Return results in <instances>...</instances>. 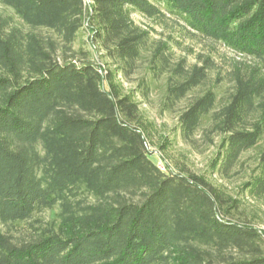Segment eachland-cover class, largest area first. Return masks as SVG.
<instances>
[{
	"label": "trees",
	"instance_id": "1",
	"mask_svg": "<svg viewBox=\"0 0 264 264\" xmlns=\"http://www.w3.org/2000/svg\"><path fill=\"white\" fill-rule=\"evenodd\" d=\"M134 15L231 68L208 85L215 51L190 64ZM161 80L165 110L193 97L183 137L208 123L231 168L264 139V0H0V264H264V231L205 175L152 159L136 97Z\"/></svg>",
	"mask_w": 264,
	"mask_h": 264
},
{
	"label": "rangeland",
	"instance_id": "2",
	"mask_svg": "<svg viewBox=\"0 0 264 264\" xmlns=\"http://www.w3.org/2000/svg\"><path fill=\"white\" fill-rule=\"evenodd\" d=\"M134 19L140 25L153 26L155 28L154 34L157 37L174 42L177 56L185 57L190 64L196 62L197 54L209 53L210 50L215 51L214 56L219 67L211 74L208 85L213 82L217 83V74L220 71L224 72L230 69L232 66L235 57L233 52L217 48L210 42L201 41L197 37L182 35L174 30L171 24L160 25L139 15H134ZM86 40V33H82L76 46L78 47V44L81 43L85 44ZM100 66L103 69L106 67L102 62ZM131 86V83L124 81L125 91H129ZM163 86L164 80H161L158 88L153 90L146 100L141 99L139 96L136 97L143 115L148 148L153 152L152 159L162 169H165L167 163L175 171L189 170L205 175L226 200L227 206L236 205L242 215L264 231V193L253 190V186L250 185L256 181L262 171L260 168L264 152V139L257 147L242 153L231 168L221 169L218 165L221 155L220 136L208 130L210 128L208 123H205L189 140L183 137L179 128L178 115L193 97L189 96L180 101L173 110H165L163 106ZM230 89L231 83L228 79L216 87L220 95H227ZM199 92H201V88L194 93ZM52 215L53 212L47 211L42 217L49 220ZM31 223H23L12 228V231L17 235H24L30 230L33 231ZM36 224L34 223V225Z\"/></svg>",
	"mask_w": 264,
	"mask_h": 264
},
{
	"label": "built area",
	"instance_id": "3",
	"mask_svg": "<svg viewBox=\"0 0 264 264\" xmlns=\"http://www.w3.org/2000/svg\"><path fill=\"white\" fill-rule=\"evenodd\" d=\"M87 2H90V0H86Z\"/></svg>",
	"mask_w": 264,
	"mask_h": 264
}]
</instances>
